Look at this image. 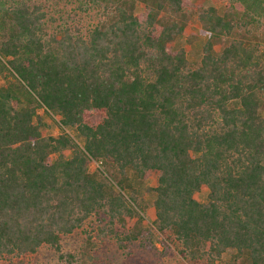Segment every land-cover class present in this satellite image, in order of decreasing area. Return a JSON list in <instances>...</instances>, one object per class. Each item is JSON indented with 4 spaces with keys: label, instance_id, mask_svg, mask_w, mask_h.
<instances>
[{
    "label": "trees",
    "instance_id": "16d2710c",
    "mask_svg": "<svg viewBox=\"0 0 264 264\" xmlns=\"http://www.w3.org/2000/svg\"><path fill=\"white\" fill-rule=\"evenodd\" d=\"M82 1L102 14L86 35L50 31L41 0H0V259L47 246L94 264L106 237L149 249V210L188 263L264 264V0ZM193 15L197 63L173 48ZM41 108L58 114L57 136ZM92 217L97 236L63 252Z\"/></svg>",
    "mask_w": 264,
    "mask_h": 264
},
{
    "label": "rangeland",
    "instance_id": "374dc122",
    "mask_svg": "<svg viewBox=\"0 0 264 264\" xmlns=\"http://www.w3.org/2000/svg\"><path fill=\"white\" fill-rule=\"evenodd\" d=\"M49 15H52L55 20L51 23L50 31L55 30L56 26L64 28L66 26L78 28L82 34H87V31L94 27L102 20L100 10L95 6H88L82 0H41ZM195 4L212 5L219 10L225 5L226 0H193ZM143 10V6L138 3L136 11ZM59 24V25H58ZM200 25L195 15L189 20L185 33L176 37L174 49L183 48L186 51L187 58L191 63H197L201 57V47L206 37L199 33ZM196 34L195 37L191 35ZM261 48L264 54V33L260 37ZM38 115L41 118L40 129L44 130L53 136H57L62 129L59 124V116L56 112L39 109ZM63 130L68 133L75 142L82 145L83 137L72 127L62 126ZM94 165V164H93ZM91 164V168L93 167ZM155 185L154 176L139 184V188L143 193L145 200L152 199V187ZM207 189L201 188L194 193L195 199L200 202L206 200ZM146 210L143 215L147 223L152 228L151 240L153 241L152 248L143 247L139 240L129 245L125 249L117 246L114 239L95 238V246L93 245V254L95 255L94 264H191L181 258L174 244L165 239L151 226L152 216ZM96 218L88 219L82 228L77 229L72 234L62 237L61 249L63 252L78 251L85 243L86 234L84 231L91 232L92 236L96 235ZM0 264H65L64 261L58 258V253L53 249L42 246L33 254L24 255L22 257H7L1 258ZM202 264V263H197ZM215 264H227V257H223Z\"/></svg>",
    "mask_w": 264,
    "mask_h": 264
}]
</instances>
